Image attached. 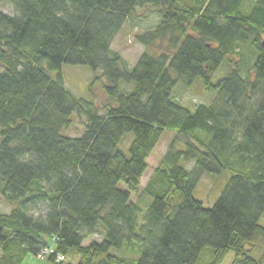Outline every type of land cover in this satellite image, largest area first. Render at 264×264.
<instances>
[{
  "label": "trees",
  "instance_id": "trees-1",
  "mask_svg": "<svg viewBox=\"0 0 264 264\" xmlns=\"http://www.w3.org/2000/svg\"><path fill=\"white\" fill-rule=\"evenodd\" d=\"M246 1L0 0L14 8L0 9V264L47 245L75 264H223L230 251L231 264H264V0ZM139 6L161 19L136 34L145 50L130 68L112 44ZM64 64L102 70L89 98ZM196 78L215 98L192 110L172 92ZM74 115L79 136L64 133ZM167 130L177 136L142 189ZM224 170L206 207L196 185Z\"/></svg>",
  "mask_w": 264,
  "mask_h": 264
},
{
  "label": "rangeland",
  "instance_id": "rangeland-1",
  "mask_svg": "<svg viewBox=\"0 0 264 264\" xmlns=\"http://www.w3.org/2000/svg\"><path fill=\"white\" fill-rule=\"evenodd\" d=\"M253 3L254 0H247L244 4V8L247 7L249 9ZM0 9L7 13L14 12V8L10 3H0ZM160 19L161 15L153 7L139 6L135 14L129 17L124 28L115 37L112 44V49L116 52H119L123 56V58L128 62L130 68H132L137 63L139 57L145 50V47L135 40L136 34L142 33L145 30L155 26L160 21ZM159 50V48L154 49L156 52H159ZM227 68L226 62H223L220 68L214 74L213 81H216L221 76H223ZM62 72L66 86L73 92L75 96L83 98H89V86L93 78L95 76L102 75L101 69L95 71L90 66L82 64H64ZM171 73L175 76L173 71H171ZM125 85L126 84H122V88H125ZM131 86L133 87V84H131ZM96 91L100 99L105 97L99 87L96 88ZM172 95L179 104L192 110L201 104L210 105L215 98L213 93L206 91L201 78H196L191 82L180 81L174 87ZM84 121V118L74 115L72 124L69 128L64 130V133L69 136H79L83 131ZM176 136V132L169 130L163 134L155 150L148 158V169L142 178V189L149 181L154 169L160 164L162 157L167 152L170 143L175 139ZM132 138V133L127 134L123 142V147L129 146V141L131 144ZM123 149L126 150V154H129L128 147ZM181 164L188 170H192L195 167V161L182 162ZM229 177L230 172L227 170H224L220 174L205 172L196 185L194 197L202 201L206 207H212L220 197ZM132 199L133 201L138 202L137 195H133ZM10 210V205L0 200V211L9 212ZM143 212H145V210ZM260 224L264 226V213L260 219ZM101 240L102 235L100 232H98L91 235L85 241V244L88 245L92 241ZM234 257L235 252L230 251L227 254L223 264H231ZM76 262L77 258L73 259L71 256H68L67 260L65 261L56 262L52 260L50 256L39 257L33 253H30L27 255L22 264H75Z\"/></svg>",
  "mask_w": 264,
  "mask_h": 264
},
{
  "label": "built area",
  "instance_id": "built-area-1",
  "mask_svg": "<svg viewBox=\"0 0 264 264\" xmlns=\"http://www.w3.org/2000/svg\"><path fill=\"white\" fill-rule=\"evenodd\" d=\"M55 254L56 260L59 262L64 261L66 256L62 253L57 252L52 246L47 245L38 254L39 257L51 256Z\"/></svg>",
  "mask_w": 264,
  "mask_h": 264
}]
</instances>
